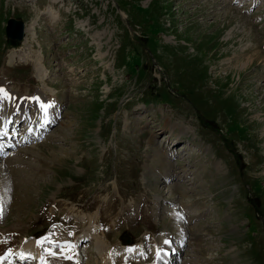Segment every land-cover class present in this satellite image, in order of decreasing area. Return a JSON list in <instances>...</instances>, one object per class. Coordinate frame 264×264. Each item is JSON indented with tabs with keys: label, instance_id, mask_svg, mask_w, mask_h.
I'll return each instance as SVG.
<instances>
[{
	"label": "rangeland",
	"instance_id": "obj_1",
	"mask_svg": "<svg viewBox=\"0 0 264 264\" xmlns=\"http://www.w3.org/2000/svg\"><path fill=\"white\" fill-rule=\"evenodd\" d=\"M262 56L264 0H0V88L27 102L0 240L79 264H264ZM31 98L53 116L34 135Z\"/></svg>",
	"mask_w": 264,
	"mask_h": 264
},
{
	"label": "bare ground",
	"instance_id": "obj_2",
	"mask_svg": "<svg viewBox=\"0 0 264 264\" xmlns=\"http://www.w3.org/2000/svg\"><path fill=\"white\" fill-rule=\"evenodd\" d=\"M245 51L240 54V56L241 57L243 56L242 58H244V59H242L244 61V64H246V63L248 64L250 62L252 63L253 60H255L257 56L258 57L260 56V52L259 53H254L252 50L248 51V49H247V52H245ZM262 59H263L262 63H264V56H262ZM230 64L233 65L232 63H230ZM230 69H232V67ZM261 76L263 77L264 75H261ZM0 89H3V88H0ZM37 96H40V95H37ZM34 98H31L33 104L35 105V106L33 105L34 106V110H35V119L33 121L37 125H39L41 123H44L47 120V116H48V119L51 118L49 110H48L49 105L47 104V102L44 103V101H42L39 98L33 100ZM16 99H17V101H14L12 99V97H10L8 94H4V92H3V94H0V109L4 113L1 116L3 117L4 121H6L7 118L10 116V113H12L14 111H17L18 113L23 114L24 111H22V110H23L24 107H26L25 104L27 102H22L23 100L22 101H18V97ZM43 100H45V99H43ZM16 243H17V240L16 239H12V238L1 239L0 240V264H10L9 262L13 261L15 259H17L16 261H18V259H19L20 261H23V263H26L30 259L33 260V261L38 260V264H79V261H80L79 255H76L77 253L74 252V251H72V253L70 255L64 256L62 259H60V258H57V259L50 258L49 259V256L48 257H44V256H42V252H40L39 250L38 251L36 250V249H39L37 244H36V247H35L36 249L33 252L32 248L30 250V248H26L28 246L22 247V244H20V246L14 247V245ZM34 243H36V241ZM74 245L77 246L76 243ZM74 245H71V246L74 248ZM14 248H15V250L16 249L17 250L14 251ZM68 248L70 249V247H68ZM52 252H54V251H52ZM66 252H68V251H66ZM126 252L127 251H125V253ZM165 252L166 253L168 252V247L167 246H165L163 254ZM52 256H53V254H52ZM13 257H15V259H13ZM107 257H110V256H106V259H107ZM111 258H113V260ZM74 260H77V262L74 263L73 262ZM109 261H110V264H114L115 259H114L113 255H111V257L109 258ZM157 263L160 264L161 262H157Z\"/></svg>",
	"mask_w": 264,
	"mask_h": 264
},
{
	"label": "water",
	"instance_id": "obj_3",
	"mask_svg": "<svg viewBox=\"0 0 264 264\" xmlns=\"http://www.w3.org/2000/svg\"><path fill=\"white\" fill-rule=\"evenodd\" d=\"M5 31L8 39L20 43L24 37V23L20 20L9 18Z\"/></svg>",
	"mask_w": 264,
	"mask_h": 264
},
{
	"label": "snow or ice",
	"instance_id": "obj_4",
	"mask_svg": "<svg viewBox=\"0 0 264 264\" xmlns=\"http://www.w3.org/2000/svg\"><path fill=\"white\" fill-rule=\"evenodd\" d=\"M4 90L3 89H0V94H3Z\"/></svg>",
	"mask_w": 264,
	"mask_h": 264
}]
</instances>
